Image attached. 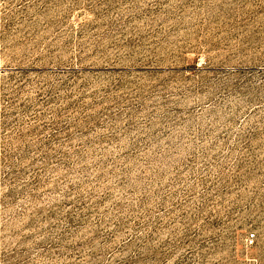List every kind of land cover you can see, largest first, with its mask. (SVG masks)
Here are the masks:
<instances>
[{
    "label": "rangeland",
    "instance_id": "1",
    "mask_svg": "<svg viewBox=\"0 0 264 264\" xmlns=\"http://www.w3.org/2000/svg\"><path fill=\"white\" fill-rule=\"evenodd\" d=\"M248 258L264 0H0V264Z\"/></svg>",
    "mask_w": 264,
    "mask_h": 264
},
{
    "label": "built area",
    "instance_id": "2",
    "mask_svg": "<svg viewBox=\"0 0 264 264\" xmlns=\"http://www.w3.org/2000/svg\"><path fill=\"white\" fill-rule=\"evenodd\" d=\"M255 233H250L245 238V246L246 247H252L255 242ZM242 264H259L258 261L255 258H248L246 259Z\"/></svg>",
    "mask_w": 264,
    "mask_h": 264
}]
</instances>
